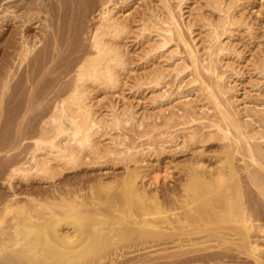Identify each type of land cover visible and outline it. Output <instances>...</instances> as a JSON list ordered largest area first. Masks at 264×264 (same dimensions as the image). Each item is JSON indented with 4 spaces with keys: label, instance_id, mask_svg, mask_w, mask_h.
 Listing matches in <instances>:
<instances>
[{
    "label": "bare ground",
    "instance_id": "obj_1",
    "mask_svg": "<svg viewBox=\"0 0 264 264\" xmlns=\"http://www.w3.org/2000/svg\"><path fill=\"white\" fill-rule=\"evenodd\" d=\"M3 1L5 2L3 3L2 17L5 16L6 19H2V17L1 19L2 23L5 22V30L10 32L9 35H12L13 32L17 33L20 30L18 28L22 26L21 30L24 35L21 34L23 40L20 42L18 38L20 34L17 36V33L16 36L20 44L16 43L19 47L18 49H15L17 48L15 47L12 54L9 51L6 52L7 47L10 46H7L10 39L9 41H3L5 42L4 45L1 44L4 49L2 48V61L0 60L2 62L0 65V126L4 124H1L4 120L3 118L1 121V117L6 115L7 109L12 112L11 109L16 106L14 104L11 108L9 105L13 102L17 91L20 92L19 89L21 90L22 86L25 87L24 83L26 82L22 79V75L27 72L28 77L26 78L27 81H30V78H34L36 72L38 73L47 64V58L44 54L42 55L45 57L46 62L43 60L44 62L41 63L40 61L36 64L39 59L41 60L40 57H38V60L36 57L40 54L41 45H38L39 41H36L39 43L30 44L31 40L28 41V38L30 31L33 30L31 29L32 21L37 20L40 14L54 9L51 4L54 0L51 2L46 0L50 2L48 5L45 4L44 0H23L20 6L17 2H15L17 6H11V2H21L19 0ZM60 1L62 4V0ZM128 1L122 0L120 4L118 3V7L113 4L112 8L107 7L102 10L99 25L93 31L94 33L89 42V50L81 56L79 55L80 57L77 55L76 62L71 63L75 69V74L72 75V80H69L71 81L69 86H64L65 89L55 96L51 106L49 103V106H43L42 112L46 117L44 120L41 118L43 114L40 115V120L43 119L40 128L35 126L38 124L39 119L37 118L36 124L34 119L35 125H32L36 129L38 128L37 130L40 132L38 138L34 140L33 147L30 150L28 149L29 151L27 150V158L24 157L21 165L10 168V175L8 174L10 178L8 179L12 180L11 177L15 176H20L25 182L33 177L53 179L59 167V171L63 168L66 170L76 167L86 157L90 158L93 165L109 162L115 164L118 160L119 162L124 160L125 163L128 160L131 162L139 156L138 154L142 155L146 151L147 145L145 146L143 140H139V138L144 137L148 138L146 143L154 141V138L158 139L161 150L171 148L173 145L186 144V142L190 144L221 142L228 146L231 141L235 143L236 148H239V145L243 143L250 164L264 172V162L259 149L257 146L251 145V142L264 139V95L257 97L258 100L255 99V101H259V104L256 105L260 108L258 107L256 110L249 108L250 111L245 107L241 108L242 103L240 104V94L237 93L235 81L241 74L236 71L234 62H230L232 57H240V53L236 48L228 43L230 37L245 22L240 16V18H237L235 13L240 0H203L204 6L216 17L213 18L211 13L206 18L201 15L202 12H194L192 18L187 20H185L183 13L184 5L179 4V18L183 20L184 26L192 37L193 47L183 40L178 19L169 4L170 0H154L152 5L144 6L132 18L127 14L124 16L126 11H122L121 14L124 16V19H122L118 8L126 5ZM177 2H185V0H177ZM61 4L60 6L63 8ZM53 5L57 10L58 5ZM16 9L23 10L22 15H17ZM41 17L43 16L40 15V19ZM3 20L5 21L3 22ZM17 23L21 26H15L14 28L13 25H17ZM60 26L63 25L60 24ZM197 27L201 30V32H198L200 44L197 42L198 39L195 38L197 36H194L198 30H196ZM2 29L4 30V28ZM60 32L63 31L60 30ZM25 33H28V36ZM45 35L41 34V36ZM13 36H15L14 33ZM2 37L4 38L3 35ZM123 37L128 42L144 45L136 56L139 66L151 63V61L157 63L149 73L143 72L132 79L128 77V80L132 81L127 82L125 89L135 95L149 92L148 89H152V92L157 90L158 93L160 87H168L167 89L162 88L164 91H160V97L156 96L157 93L155 92L156 94L153 93V96L151 95L147 99L149 105L156 106L159 110L162 102H159L157 97L164 99L163 103H168L169 106L173 104L172 107L170 106L172 111L170 109L171 112L169 111L168 116L163 115L162 118H159L160 115L157 116L162 119L161 127L164 129L163 131L158 130L159 132L156 133L155 128L157 129L160 126V124L157 126L156 122H153L155 124L152 123V128L151 123L147 127L146 124H149L146 123L147 120L155 114L152 115L151 113L149 117L145 116V112H139V106L135 105L132 100L124 101L121 104L119 100L113 99V97V100L108 99V102H106V99L105 104L100 102L101 105H97L93 102L92 94H94L95 89H92V86H97L102 91L103 89L107 92L109 90L110 93H113L110 90L114 91L116 88L121 87L119 86L121 82L119 71L124 73L125 68L130 63L126 61V54H124L121 44H119L120 39L122 40ZM47 41L45 42L48 43L49 41ZM179 44H182L187 52L188 64L186 63L188 59L184 60L185 62L179 61L181 59V56H177L180 53L178 50ZM37 45L40 46L39 50ZM10 47H13V44ZM47 47L46 49L50 46ZM78 51V53L81 52ZM48 54L50 55V52ZM48 54L46 56H49ZM6 56L8 60L5 59ZM15 61L17 62L15 63ZM155 64L153 63V65ZM71 66L67 68L71 70ZM251 67L256 74H262L260 76L262 79L264 75V58L251 61ZM200 69L204 70L213 79L212 88L203 87L202 76L199 74ZM173 71L176 72L175 74L172 73L175 75V79L171 81L175 80V83H170L166 79L169 80L167 76L171 75ZM228 71L232 74L229 75ZM186 77L189 78L187 81H185ZM22 90L20 93L24 96L25 92L22 94ZM25 90L27 92V89ZM43 92L38 94L41 96ZM217 93L224 99L231 112L226 111L227 109L221 105ZM150 94L152 93L150 92ZM177 96L183 98L189 96V98L181 101ZM19 98L22 100V96H19ZM20 101H17L16 111L23 107V105L18 107L24 99L22 102ZM31 103L32 95L28 96L27 105H25L27 119H24V114L23 120L26 121V124L30 122L27 121L29 115H31L30 113H32L30 111L36 108L33 106L35 107L33 109ZM4 110L7 111L4 112ZM3 112L5 115H3ZM16 113L18 116V112ZM160 113L164 114V111ZM9 116H11L10 113ZM243 118L245 119L243 120ZM156 119V116L153 117V120L156 121ZM135 129L139 132V138L136 142L143 141L144 143L141 142L145 146L143 149L138 147V144L133 146L134 140L130 135L137 133L138 136V132L133 133ZM154 131L156 134L153 135ZM131 142L133 143L131 144ZM157 142L153 143L157 144ZM10 143L15 144L11 140ZM148 145L150 144L148 143ZM136 147L141 150L136 149ZM84 155H86L85 158H83ZM135 156L136 158H134ZM234 165L228 146L222 149L220 158L217 160V166L212 173L205 175L199 168V164L189 169V178L183 189L185 194L184 205L187 213L182 220H180L181 218H174L179 228H174L171 224L168 214L161 207L156 197H149L138 188V175L131 171H126V175L115 181H100L98 183L94 191L99 209L95 206L96 209L93 208V212H88V207L86 208L87 212L84 211L81 203L77 204V202L71 200L61 199L60 211L57 212L53 206L46 204L39 203L35 206H32L34 205L32 204L31 207L26 203L21 204L16 199L14 200L17 204L12 199L9 200L10 198L9 201L6 199V204L1 206L2 209H0V263L96 264L108 257H116L119 250L132 245L160 243L163 240L162 236L165 231L162 229V231H159L158 227L168 226L175 236V234L181 235L188 232L186 231L187 227H192L194 223H196L195 227L197 229L194 228L198 232L219 234L222 231H230L233 235L239 236L245 244L247 255L258 263L257 253L263 249L257 242H252V239H262L260 241L263 242L264 226L260 224L256 226L251 220V215L247 212L248 209L242 207L241 186ZM251 176L254 180L255 176ZM99 204L111 209L112 213L115 212L116 215L112 213V215H105L101 212L103 207H100ZM256 211L258 213L259 209L257 208ZM194 228L189 229L188 233L192 231L191 233L196 234Z\"/></svg>",
    "mask_w": 264,
    "mask_h": 264
},
{
    "label": "rangeland",
    "instance_id": "obj_2",
    "mask_svg": "<svg viewBox=\"0 0 264 264\" xmlns=\"http://www.w3.org/2000/svg\"><path fill=\"white\" fill-rule=\"evenodd\" d=\"M19 1L21 2L14 1L11 2L12 4L11 3L9 4H11V6L14 5L17 6L18 3V6H20L23 0H19ZM44 1L45 4L48 5V3H50L52 0H49L50 2H47L48 0L47 1L44 0ZM54 1L51 3L53 8L55 9V5L53 4H56V6L58 5V9L64 11L55 9L56 10L55 12L54 9H51L47 12L42 13L45 15L40 14L43 17H41L40 19V15H39V18H37V20L32 21L33 22L32 25L33 24L34 25L33 26L31 25V29L33 30H31L32 32L30 31L29 38L27 37L28 41L30 40L32 41L29 42L30 44L40 42L38 45H41V51L40 54L37 52V55L39 54V56L36 57L37 60L39 59L38 57H40L41 60L40 59L38 61L36 60L37 61L36 64H38V62L40 63V61L41 63L44 62L46 60L45 57L47 58L46 60L47 62L45 61L47 64L45 63L46 65H44V68H42L38 73L36 72L34 78L33 77L30 78V81H27L26 78L28 77L27 72L22 75V79H24L26 83H24L25 87L22 86L21 90L23 89L22 94L24 92L26 94L24 93V96L21 95L20 93L21 90L19 89L20 92L17 91L13 102H11V104L9 105L11 107L12 105L14 106V104H16V106H14V109L12 108L13 106L11 107L12 109L10 108L13 111L10 112L9 109L6 108L8 112L5 115L4 112H6L7 110H4L3 115L5 116L2 115L3 117H1V121L4 118L1 124L7 123L8 125L3 124L4 127L2 125L0 126L1 127L0 129V209H2L1 206L6 204V199L8 200L10 198L9 200L12 199V201H14L15 204H17L16 201H19L21 202V204L26 203L29 204L30 206L32 204H34L32 206H35L39 203L53 206L54 210L58 212L60 211V203L62 202L61 199H64L67 201L71 200L72 202L75 201V203L77 202V204L81 203L82 206L81 205L80 206L84 207L83 208L84 211H86V208L88 207L87 211L93 212L98 205V203L96 202L95 191H94L98 183L100 181H104V182L115 181L126 175V171L127 172L131 171V172H135L138 175V183H137L138 188L141 191H144L145 194L148 195L149 197L150 196L156 197L159 204H161V207L166 211V214H168V218L171 224L174 226V228H179L174 218L176 219L177 217L179 219L181 218L180 220H182L184 215L187 213L186 207L184 205L185 194L183 192L184 191L183 189L186 185V181L189 178L188 177L189 169L193 166H196V164H199V168L203 173H205V175L212 173L217 166V160L220 158V153L222 149H224V147L229 146V150L230 153L232 154L233 163L235 164L234 166L237 171V176L241 186L242 207L248 209L247 212L251 215V220L256 226L257 224L264 226L263 224L264 223L263 222L264 221L263 218L264 217V172L262 171L263 172L262 174L261 170L257 169L256 167H253L250 164L249 159L246 157V152L243 147V143L239 145V148H236L235 143L231 141L228 146L221 142H208V143L196 142L194 144L192 143L190 144L186 142V144L183 143L181 145H173L171 148L161 150L160 142L158 139L154 138V141L148 142L150 144L148 145V143H146L147 142L146 140L148 138L147 137L139 138V132L135 129L133 133L135 131L138 132V136L137 133L134 134L131 133L136 137L135 136L133 137V135L129 134L130 137H132L134 140V141L132 140L134 143L131 142V144L133 143L134 144L133 146L138 144V147H142L141 149H143V147L145 148V146L147 145L146 148L147 149L150 148V149H148L149 150L148 151L145 148L146 151H144L142 155L140 154H138L139 156L136 155L137 158L135 156L134 158L136 159H133L131 162H129L130 160H128L127 163H125V161L122 159L123 161L119 162L118 160L115 162V164L109 162L105 164L102 163L99 165L98 164L93 165V163H91L90 161V158L84 155L83 158L85 157L86 158L84 159V161L81 160L82 163L80 161V164H78L79 166L77 165L76 167L70 169L68 168L69 170L68 169L65 170L63 168L62 169L63 171L62 170L59 171L60 169L59 167L57 169V172L54 174V176H56V174L57 176L55 178L53 176V179L46 177H44V179L42 178L40 179L39 177H33V178H29V180L26 182L25 180L23 181L20 176L11 177V179L13 178L12 180L8 179L10 178V176L8 177V174L10 175L11 172L10 168L12 166L21 165L24 157L27 158V154H28L27 152L30 150L31 147H33L34 140L38 138V134L40 132H38L39 130H37L38 128L36 129V127L39 126L40 128V125L42 124V120L43 119L45 120L46 117L42 112L43 106L48 105V103L51 106L53 104L54 101L53 99H55V96L59 94L60 91H63L65 89L64 86L65 87L69 86V83L71 82L69 80H72V77L75 74L74 71L75 69L73 68L72 64L74 61L76 62L75 59H78L77 55L81 56L84 52L89 50V44H90L89 42L91 41L92 35L94 33L93 31H95V29L99 25L100 15L102 13V10L107 7L112 8L115 4L118 7L119 4L122 2V0H62V4H61L60 0L58 1L54 0ZM4 2L5 1L3 0L0 2V45L1 44L4 45L5 42L3 41L6 40L9 41L10 39V42H7L8 43L7 46L8 45L12 46L13 44V47L8 46L10 48L8 49L7 47L6 52L9 51V53L12 54L14 53L15 47H17L15 49H18L19 46H17L16 43H18V45L20 44V42L23 40L21 36L24 35V33H22L23 32L21 30L22 26L19 23H17V25L16 24L13 25L14 28L15 26L18 27L21 26V28H18L20 30L18 31L16 30L18 35L17 33L13 32L15 36L16 35L19 36L20 34V36L18 37L20 40L19 42L17 36L16 37L13 36V33L12 35L11 34L9 35L10 32L5 30L6 29L4 26L5 20H3L4 23H2V19H6L4 15L3 16L5 18L2 17L3 14L2 9ZM15 2L17 3L15 4ZM153 3L154 0H129L126 5L118 8V12L120 13L119 14L120 17L122 16L121 17L122 19H124L123 17L126 14L130 15L132 18L136 13L141 11L144 6L148 7ZM181 3L184 5L183 13L185 20H187L188 18H192L194 12H198V13L202 12L203 14L201 15L206 18H208L212 12L204 6L203 0H185V2H180V3H178L177 0H170L169 4L178 19L183 40L187 44L191 45V47H193L192 37L188 29L184 26L183 20L179 18L178 5ZM60 4L63 5L62 6L63 8H61ZM238 5H239L238 9H236L237 11H235L236 17L238 18L240 16L242 19L245 20V22L243 26H241V28H239L238 31H236L230 37L229 42L227 41L231 46H234V48H236V50L240 53V57L238 58L232 57L230 62H234L233 64L236 71H239L241 74V76L238 77V79H235L236 90L237 93L240 94L239 95V99L241 100L240 104L242 103L240 107L241 108L245 107V109L247 110L249 108H253V110H256L258 107L260 108V106L256 105L259 104V101L257 102L258 100L257 97L264 95L263 92L264 75L263 78L261 79L260 76L262 74L260 75L256 74L252 70L251 61L258 59L260 60L261 58H264V0H240ZM65 6L66 8H64ZM16 10H17L16 12L17 15L19 16L22 15L23 10L20 11L18 9ZM122 11H126L124 13V16L121 14ZM211 16L213 18L216 17L215 14L213 13ZM38 19L40 20L38 21ZM59 20L61 21V23H59L60 22ZM1 24L3 27L1 26ZM60 24L63 25L64 28H62L63 26L61 27ZM2 28H4V30ZM198 28L199 27H197L196 30ZM199 29L195 32L194 36H197L195 38L196 40L198 39L197 42L200 44L198 32L199 31L201 32V30ZM60 30L63 32L61 33ZM45 33H47V35H45ZM1 34L4 36L5 39L2 37ZM41 34L45 36H41ZM25 35L28 36V33L27 34L25 33ZM42 37L44 38L42 39ZM44 39L45 41L48 40L49 42L47 41L48 43H46ZM119 44H121L123 52L124 54H126L125 55L127 58L126 61L128 63L130 62L128 64L129 66H127L128 69H126L127 68L126 67L124 73L122 71H119V76L121 81L119 86L121 87L118 89L116 88V90L114 91L110 90L111 92H113L110 93L109 90L108 92L107 90L104 89L102 91L101 88L99 90L97 86H92V89H95L93 92L94 94H92L93 102L96 103L97 105L98 104L101 105L100 102L101 103L104 102L103 104H105L106 102H108V99H112L113 97H114L113 99L119 100L121 104L124 101L127 102L129 100L130 101L132 100L135 105L139 106L138 107L139 112H145V116L149 117V114L150 115L151 113L152 115L155 114L152 116V118H149L147 120L146 123H149L146 124L147 127L151 123V128H152V123L156 122V125L158 124L157 126H159L160 124V126L157 127V129L155 128L156 133L159 131H163L164 129H162L161 127L162 119L159 118H162L163 115L168 116L169 113L172 111L171 107L173 104L170 105L171 106L170 107L169 105H167L168 103H163L164 99L158 97H160V93L164 91V89H167L168 87L165 88L160 87L158 93L157 90H154L158 95L155 92H152L153 91L152 89H148L149 92L146 90L147 92L144 94L138 93L135 95H133L132 92H130L128 89L127 90L125 89L127 87L126 86L127 82L129 83V81L130 82L132 81V80H128V77L129 79L130 78L132 79L134 78V76H137L143 72L145 73L151 72L154 69V66H156L157 64L156 61L153 62L151 61V63H147L146 65L139 66L140 64L139 61L137 62L136 56L139 53L141 47L142 46L144 47V45L141 43H140L141 45L135 44L134 42L131 41L128 42L124 37L122 38V40L120 39ZM2 45L0 46L1 48L0 60L2 59L1 57L3 54ZM45 45L50 47L49 48L47 47L48 49H46ZM179 46L180 47H178V50L180 53L179 55H177V56H181V59L179 61L182 60L183 62H185L184 60L188 59L187 60L188 62L186 61V63L188 64L189 58L187 56V52L185 51V48L182 44L181 45L179 44ZM39 47L40 46H38V50L40 49ZM45 49H46V53H45ZM211 49H212V45H211ZM78 50H80L81 52L78 53L79 52ZM49 52L50 55L48 54ZM51 53L53 54V56ZM42 54H44L45 57ZM47 54L49 56H46ZM5 59L8 60L7 56L5 57ZM53 61H55L56 63ZM16 62L17 61H15V63ZM1 63L2 62H0V65ZM153 63L156 64L153 65ZM70 66L72 67L70 68L71 70L67 68ZM172 73L175 74L176 72L175 71L171 72V75L169 74L167 76L169 80L166 79V81L168 82L170 81V83L171 82L173 83L175 81V80L171 81L175 79V75ZM205 73L206 72H204V70L202 69L199 70V74L200 76H202L201 80L203 81V87L212 88L213 79L211 78V76ZM227 73L229 75L232 74L230 71H228ZM17 75L18 73L16 74V76ZM188 79L189 78L186 77L185 81H187ZM210 79L211 81H209ZM66 81H68L67 82L68 84L66 83ZM43 88L45 92H43L44 91ZM24 89H27V92L26 90L24 91ZM40 92L41 93L43 92V94L46 95L44 96L43 94H41L40 96L39 95ZM150 92L152 94H150ZM18 93L20 94L18 95ZM153 93H155L156 96H158L157 100L159 102H162L160 110L156 106L152 107V105H149V103L147 102L148 101L147 99H149L151 95L153 96ZM36 94L37 96H35ZM31 95H32V103H31L32 108L33 109L35 107L36 108L35 110L30 111L32 112L30 113L32 116L29 115L28 117L29 119L27 121L30 122L26 124L25 120L27 119V117L25 114V110H26L25 105H27L28 96ZM19 96H22V100L21 98H19ZM177 98L181 101H185L186 99L189 98V96L186 98L177 96ZM217 98L219 99L221 105L225 109H227L226 111L231 112V109L228 107V105H226L224 99L218 93H217ZM255 99L257 100L255 101ZM17 101L20 102L23 101L22 103H24V104L21 103V105L18 106L21 107L23 105V107L21 108L22 110L18 108L20 109L19 110L20 112L15 110L18 104ZM153 109H155L154 112ZM14 111L18 112V116L17 113L15 114ZM158 111L159 112L164 111V114L163 113L159 114ZM174 111H176V109H174ZM9 113L11 116H9ZM24 114H25V118H24L25 120H23ZM41 114H43L44 116ZM12 115L15 118H13ZM40 115L42 116L41 118H43L41 120H40ZM155 116L157 118L156 121L153 120V117L155 118ZM37 118L39 119L38 121ZM34 119H35V124L36 121L38 124L36 125L34 124ZM244 119L245 118H243V120ZM32 124H34L36 127ZM30 125L31 127H29ZM156 133L154 131V133L152 134L154 135ZM138 138L139 140H143L145 142V146L143 144L144 143L143 141L136 142ZM10 140L15 144H11ZM153 142H157V144ZM251 145L257 146L262 161L264 162V139L262 141L251 142ZM138 147H136V149L141 150ZM88 160L90 164L88 163ZM251 175L255 176L254 179L255 181L252 179ZM244 190H246L245 191L246 193L244 192ZM253 195L255 196L253 197ZM14 199H16V201ZM100 207L103 206L100 205ZM257 208L259 209L258 212L259 214L256 213ZM97 209L99 208L97 207ZM103 209L101 208V212L104 213L105 215L113 214L112 213L113 211L111 209H108L106 207H103ZM106 211L107 212L109 211V213H107ZM114 214L116 215L115 212ZM194 224H192L193 228L196 226V223ZM167 227L168 226L162 228L158 227L159 231L161 229L165 231L164 232L165 234H163L162 236L163 240H161L160 243L158 244L151 243L148 245L138 244L135 246L132 245L131 247H126L124 249L119 250L117 252L118 255L116 257L114 256L108 257L100 262H97L96 264H264V253H263L264 240L261 243L262 239H258V240L256 238L252 239V242L254 241L257 242L260 246H262L263 249L262 251L257 253V256L259 257L258 258L259 262L257 263L256 261H254L252 257L247 255L245 244H243L241 238L239 236L233 235V233L230 231H222L219 234H212L210 232H198V230H196L197 228L195 227L196 229L194 228V232L196 234H194L191 233L192 231L188 233L189 229H191L192 227L189 228L187 227L186 231L188 232H185L181 235L175 234L174 236L172 234V230L169 227L168 228Z\"/></svg>",
    "mask_w": 264,
    "mask_h": 264
}]
</instances>
